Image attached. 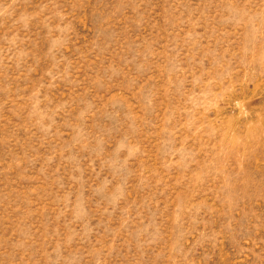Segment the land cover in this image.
<instances>
[{"label":"rangeland","instance_id":"obj_1","mask_svg":"<svg viewBox=\"0 0 264 264\" xmlns=\"http://www.w3.org/2000/svg\"><path fill=\"white\" fill-rule=\"evenodd\" d=\"M0 264H264V0H0Z\"/></svg>","mask_w":264,"mask_h":264}]
</instances>
